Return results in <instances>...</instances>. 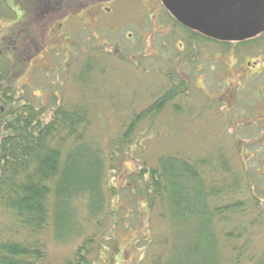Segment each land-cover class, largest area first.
<instances>
[{
  "label": "trees",
  "instance_id": "obj_1",
  "mask_svg": "<svg viewBox=\"0 0 264 264\" xmlns=\"http://www.w3.org/2000/svg\"><path fill=\"white\" fill-rule=\"evenodd\" d=\"M0 13V20L13 17L5 0ZM241 44L264 51V34ZM16 61L0 55V264H54L50 241L73 244L61 264H97L107 254L117 259L121 249L113 231L119 214L113 204L120 192L110 173L119 153L132 146L146 123L153 130L167 109L176 120L193 116L200 107L188 101H196L198 91L175 69L163 79L157 70L151 78L139 67L124 66L111 100L151 104L127 108L130 120L120 125L117 139L103 142L89 131L94 101L108 90L97 88L98 95L89 98L86 88L104 69L99 75L92 69L78 73L84 84L78 97L57 102L55 94L49 111L9 84ZM250 141L199 156L173 149L155 162L137 161L141 168L132 177L137 195L165 223L161 233L142 241L138 264H264V184L242 158L253 147Z\"/></svg>",
  "mask_w": 264,
  "mask_h": 264
},
{
  "label": "rangeland",
  "instance_id": "obj_2",
  "mask_svg": "<svg viewBox=\"0 0 264 264\" xmlns=\"http://www.w3.org/2000/svg\"><path fill=\"white\" fill-rule=\"evenodd\" d=\"M25 2L27 17L25 24H30L32 21L31 18L34 14V5L39 3L40 0H25ZM141 9L142 7L140 5L129 1L125 3L123 8L124 12L120 15L123 20L125 19L127 22L133 20V23H136L134 26L130 27L133 35H135L134 38L140 43V48H137L136 51L140 52L141 50L148 49L146 54L154 55L156 54V51L155 49H152L150 45L152 43V34L147 26H143L144 28L141 32L143 38L141 40L139 39V32L141 30L139 26L140 22L138 23V21L139 17L142 16ZM6 25V22L0 20V35H3V30L1 29ZM31 27L32 30H34L32 24ZM68 32L73 35H77L78 33L81 34L80 25L73 22L69 25ZM89 37L90 36L87 34L83 35V38L86 39V41ZM76 41L77 39L74 40V42ZM142 41H144L147 46L144 45ZM242 48L244 47H241V49ZM0 49V51L4 50L2 43L0 44ZM215 49L220 54L226 53V50L221 46H218ZM122 51L124 52V55H129L131 57L128 47L123 46ZM136 51L135 53L133 52L134 57L135 54H137ZM239 51H237L238 53L234 52V55L238 56L235 59H233V56L230 54L227 59H218L217 63L211 62V65L218 64L219 66L223 65V61L225 62V65L228 64L230 68H234L233 70L230 68L228 69L230 73L229 77L225 76V81L232 80L234 86H237L235 73L237 71L243 72L244 58L246 56L252 60L264 57V51L261 50L254 49L252 52H250L251 50H248L247 55L246 53L239 54ZM64 55L65 54L62 51L55 53L53 55L55 58L53 57L52 62L46 61L48 66L39 64L35 62L36 60L32 64H29L28 60H26L25 63L27 65L25 70L26 74L23 76L24 78L21 80V78L17 76V71L14 75L13 70V75L9 84L19 91V94L21 93V90L26 89L24 90V95L26 97L30 98V100L39 107L49 108V111L50 108L55 107L54 105L51 106L54 102L52 100L55 97V94H57L59 98L57 99V102L60 100V102H63L77 98L82 87H84V84L79 80L80 76L77 68L75 69L76 71L74 75L76 77L74 80L70 77L67 81H64L65 78H63L61 74L54 73L51 70L54 68L60 70L58 72H61V70L64 71L69 64H72V58L69 59ZM61 56H64L65 58ZM124 57L128 58V56ZM246 62L248 63L249 61ZM233 65H235V67ZM117 66V69H119L120 64ZM46 67H48V69H46ZM140 67H142L141 69H144L145 64H141ZM123 68L124 66L121 69ZM128 68L130 70V67ZM98 69H102V67ZM112 69V66H108L110 72ZM223 72L224 69H222L221 72L217 71L215 74L216 84L213 86L215 91H218L221 87V83L223 82ZM99 73L100 72L97 74L99 75ZM121 73V70L119 72L112 71V73L108 75L106 69L105 74L99 75L98 78H93L92 82L90 79L91 88L89 85L86 88V95L89 98L94 94L98 95L97 88L100 89V93H102L103 90H105V92L108 90L107 97H104L105 94H103V96L100 95L102 97H97V100L94 101L97 105L94 107L95 110L93 109V123L89 131V135L92 139L103 142H107L109 138L117 139L116 136L119 132L118 129L120 131L123 130L120 125L128 123L130 120V111L126 112V109H132L134 106L140 108V105L144 104L148 106L147 104H151L149 101L111 100L109 95L110 93L116 94L117 87L124 75L123 73L121 76ZM207 74H201V76H209L210 78V72ZM211 81L212 78L209 81L202 80L197 83V85L202 88L201 93L203 95L206 93L205 90L207 89L209 82L213 84ZM212 89L213 88L209 89V91H212ZM110 96L113 97L114 95ZM218 97H220V95H218ZM257 98L258 97H255V99ZM117 102L120 104H117ZM177 103L179 104V101H177ZM188 103L195 105L198 103V107H200L198 112L193 116L181 114V117L178 116V120H176L174 115L171 112H168L167 109L159 116L156 124L157 126H155L153 130H151L148 123H146V125L140 129L138 135L135 136L132 146L130 145L127 148H123L121 153H119L115 163L116 169L110 173V181L112 186H115L120 192L118 198L113 204L119 214V223L113 231V236L118 248L121 249V252L117 256V259L115 256H109L107 254L97 264H138L142 257L141 250H143L142 248L145 245L142 241L149 235H154L155 237L158 233L162 232V228L165 226V223L160 222L157 219L156 214L153 212L150 214L147 210V205H145L138 196V190L132 180L133 174L135 172L137 173L141 168V163L139 164L140 166H138L137 161L155 162L156 158H158L161 153H169L172 152L173 149L181 152H185L186 150L189 152H195L197 154L196 156H199L200 151L203 154L208 153L210 150L219 152L224 146H227V143H234V146L238 147L241 145L244 147L245 143L240 142V140L251 139L250 144H252L253 147H250L249 152H246L244 150L245 148H242L245 151L243 152L242 158L246 162H250V168H255L253 171L257 173L264 184V148L262 147V141L264 142V101H210V103L208 101H188ZM117 110L121 112L119 113ZM188 111L190 110L188 109ZM174 119L176 121H174ZM155 128H157V134ZM237 140H239V143H237ZM200 147L201 150H198ZM257 149L260 150V153L258 154L255 153ZM250 158L252 160H250ZM140 202L141 204H139ZM72 245L73 244L60 245L50 241L49 256L52 262L54 264L63 263L72 253Z\"/></svg>",
  "mask_w": 264,
  "mask_h": 264
},
{
  "label": "flooded vegetation",
  "instance_id": "obj_3",
  "mask_svg": "<svg viewBox=\"0 0 264 264\" xmlns=\"http://www.w3.org/2000/svg\"><path fill=\"white\" fill-rule=\"evenodd\" d=\"M129 1L142 7V16L138 21L141 30L139 39L143 38L141 33L143 26H147L152 34L150 45L156 51L154 55H147L148 49L136 51L140 48V43L134 38L135 35L130 29L136 23H133V20L127 22L120 15L124 12L125 3ZM5 5L12 12L13 17L5 15L1 19L7 25L2 26L1 29L3 35H0V44L2 43L4 50L0 51V55L4 53L13 63L17 59L13 74L15 75L17 71V76L21 80L26 74V60L29 64L36 60L35 62L48 66L46 61L52 62L53 55L62 51L64 56L72 58V64L61 72L54 68L51 70L61 74L65 78L64 81L70 77L74 80L76 68L78 73L81 71L88 73L90 69L98 73L101 70L98 68L102 67L106 71L108 66H112L113 72H119L126 65L141 69L140 65L144 63L145 67L142 70L147 74L150 73L151 78L154 70H157L163 79H166V76L168 79L171 69L178 71L179 78L188 77L198 91L196 101L209 103L210 101H264V57L252 60L246 56L243 72L235 71L237 86H234L232 80L225 81V76H230L228 64L225 65L222 61L223 65L218 66V64L211 65V62L217 63L218 59H227L230 54L235 59L238 56L234 55V52L239 50V54L247 55L250 47L241 43H228L229 50L224 48L226 53H218L215 48L223 47L222 44L226 43L207 37V39H201L202 37L192 32H186L182 29L183 27L176 25L177 20L171 16L161 0H40L34 5L30 24H25L27 19L25 0H5ZM73 22L80 25L81 34L73 35L68 32V27ZM85 34L90 36L87 41L83 38ZM75 39H77L76 42H74ZM142 43L146 45L144 41ZM123 46L129 48L131 57L124 55ZM241 47L244 48L241 49ZM135 51L137 54L134 57ZM119 64L120 68L117 69ZM222 69H224L223 82L221 81L219 90L215 91L213 87L216 84L215 74ZM209 72L210 78L201 76ZM211 78L213 84L209 82L206 93L203 95L202 88L197 83L202 80L209 81ZM211 88H213L212 91H209ZM165 89L168 90V88ZM21 94H24V89L21 90ZM255 97L258 98L255 99ZM262 147L264 148L263 141Z\"/></svg>",
  "mask_w": 264,
  "mask_h": 264
},
{
  "label": "water",
  "instance_id": "obj_4",
  "mask_svg": "<svg viewBox=\"0 0 264 264\" xmlns=\"http://www.w3.org/2000/svg\"><path fill=\"white\" fill-rule=\"evenodd\" d=\"M186 28L223 43H243L264 34V0H161Z\"/></svg>",
  "mask_w": 264,
  "mask_h": 264
}]
</instances>
